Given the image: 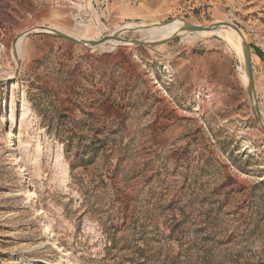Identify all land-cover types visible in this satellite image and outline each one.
Masks as SVG:
<instances>
[{
    "label": "rangeland",
    "instance_id": "1",
    "mask_svg": "<svg viewBox=\"0 0 264 264\" xmlns=\"http://www.w3.org/2000/svg\"><path fill=\"white\" fill-rule=\"evenodd\" d=\"M183 21L240 30L254 103L239 39ZM0 264H264V0H0Z\"/></svg>",
    "mask_w": 264,
    "mask_h": 264
},
{
    "label": "bare ground",
    "instance_id": "2",
    "mask_svg": "<svg viewBox=\"0 0 264 264\" xmlns=\"http://www.w3.org/2000/svg\"><path fill=\"white\" fill-rule=\"evenodd\" d=\"M76 18L78 19V21H77V26H80L81 24H82V19H81V17H79V16H76ZM220 22H224V21H220ZM153 24V23H152ZM154 24H159V23H155L154 22ZM185 24V22L183 21V24H182V26ZM46 26V25H45ZM137 25L136 24H134V25H130V28H128V29H141L142 30V32H144V34L145 35H148V36H151V35H161V36H166V37H161V38H158V39H155V40H152V41H162V40H165V39H168L170 36H172V35H175L176 33H178V35H179V33L180 32H176V31H171V30H168V31H165L163 28H158V27H156V26H153L152 27V29H151V31H146L144 28H141V27H139L138 26V28L136 27ZM182 26H181V28H182ZM48 29H45V30H50V29H54V30H59V29H57V28H55V27H53V26H46ZM50 28V29H49ZM181 28H180V30H181ZM122 29V28H121ZM225 29H229V30H231L234 34H232V33H230L229 31H225ZM34 30H36V29H34ZM41 30V29H40ZM89 30H91V29H89ZM60 31H62V30H60ZM118 31V30H117ZM182 31V30H181ZM186 31V30H185ZM185 31H182V32H185ZM205 32H206V34H215L216 36H220V35H223V37L224 38H226L228 41H230L231 43H233V38L236 36L238 39H239V42L241 43V45H239V44H235V47H236V49L238 50V54L241 56V58H242V60H243V48H244V46H243V43L241 42V32L240 31H236L235 30V28H233V27H231V26H228L227 28H225L223 25H220V26H218L217 28H215V29H211V30H204ZM63 32V31H62ZM87 32V31H86ZM195 33H198V32H201V31H194ZM26 31H23V32H21V33H19L18 34V36L16 37V39H15V42H14V48L16 49V50H19V48L17 49V46H19L18 45V43L20 42V38H23L26 34ZM69 34V33H68ZM183 34V33H182ZM69 35H71V36H73V37H75L76 39H79V40H85V41H87V40H94V41H99L100 40V38H102V37H104L105 39L103 40V41H100V43L99 44H96L95 46H98V47H100V46H102L103 45V43H104V41L106 40V39H114V40H119L120 42H123V43H126V44H129L130 43V41L129 40H125L124 38H122V37H120L119 36V34H114V33H111L110 35H102V36H100L99 38H97V39H86V37L85 36H87V34L86 33H84V35L85 36H83V37H79V35L77 36V35H74V34H69ZM112 36V37H111ZM212 36V35H211ZM147 42V41H146ZM86 43V42H85ZM228 43V42H227ZM233 44V45H234ZM232 45V44H231ZM238 56V55H237ZM242 77H243V80H244V82L245 81H248V79H249V77H247V73H246V70H242ZM254 99H255V95H253V103H254ZM11 161H13L14 162V164H13V166L14 167H17V168H19V171H21V172H23L24 170L21 168V165L19 164V162H18V156L16 157L15 156V154L13 153V155H12V158H11ZM24 177V174L22 173V178ZM21 183H23V181H19L18 182V184H21ZM31 190V191H30ZM35 194V190L33 189V188H30L29 190H28V192H27V196H31V195H33L31 198V205H32V207H31V210L32 211H34L35 213H37V214H39L40 212H41V209H40V207H39V204H38V202H37V198H36V196L34 195ZM34 201H35V203H34ZM39 218L40 219H43V216H42V214H39ZM43 227L45 228V230L43 231V234H47V235H50V233H51V230H49L48 229V227L50 226L49 225V223L47 222V221H43ZM52 237V236H51ZM56 241H55V239L54 238H52V244L53 245H55L56 247H57V249L59 250V246H57L56 244ZM30 262H32V261H30ZM33 263H37V262H33Z\"/></svg>",
    "mask_w": 264,
    "mask_h": 264
},
{
    "label": "water",
    "instance_id": "3",
    "mask_svg": "<svg viewBox=\"0 0 264 264\" xmlns=\"http://www.w3.org/2000/svg\"><path fill=\"white\" fill-rule=\"evenodd\" d=\"M220 25H225V26H231L233 28H235V30H238L240 31L238 28L230 25L228 22H219V23H216V24H212V25H198V24H193V23H189V22H185V24L182 26L181 30L182 31H202V30H211V29H215L217 28L218 26ZM42 28H39V29H48L46 26H41ZM50 29V28H49ZM56 33H58L60 36H62L63 38H67L75 43H78V44H86L89 43V44H92V45H96V44H99L100 41H103L105 38L102 37L100 38L99 41H94V40H79V39H76L75 37L69 35L68 33H64L60 30H54V29H50ZM136 30V29H135ZM27 33V31H26ZM25 33V34H26ZM178 33H176L175 35H177ZM112 37V36H111ZM168 39H165V40H162V41H151V42H146V41H141V40H137L135 39L134 42H136L137 44H141V45H147V46H151L153 44H159L163 41H166ZM244 48H243V60H244V64H245V70H246V73H247V77H249V85H248V94L250 95V99L251 101H253V95L254 94V77H253V72H252V60H250V52H249V49L243 45ZM255 100V99H254ZM255 107V111H257L258 113H260L259 109L257 106H254Z\"/></svg>",
    "mask_w": 264,
    "mask_h": 264
},
{
    "label": "crops",
    "instance_id": "4",
    "mask_svg": "<svg viewBox=\"0 0 264 264\" xmlns=\"http://www.w3.org/2000/svg\"><path fill=\"white\" fill-rule=\"evenodd\" d=\"M199 60L200 59H198V57L194 56L188 51L186 52L185 56L178 59L179 71L176 74L177 76L182 77L181 79H183V88L185 90L195 82L196 79L193 75H195L196 72H200L202 69L199 66L200 63L198 64ZM209 70L214 71L213 67L209 68Z\"/></svg>",
    "mask_w": 264,
    "mask_h": 264
},
{
    "label": "built area",
    "instance_id": "5",
    "mask_svg": "<svg viewBox=\"0 0 264 264\" xmlns=\"http://www.w3.org/2000/svg\"><path fill=\"white\" fill-rule=\"evenodd\" d=\"M72 0H70L71 2ZM189 96H191L192 101L196 103L195 110H199V107L204 105V103L209 102L212 98L210 90L204 85H198L193 87L190 92Z\"/></svg>",
    "mask_w": 264,
    "mask_h": 264
}]
</instances>
